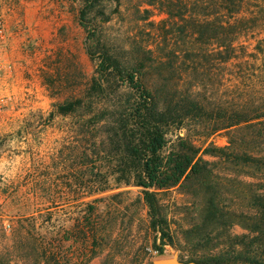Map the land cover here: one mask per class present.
I'll list each match as a JSON object with an SVG mask.
<instances>
[{"label": "rangeland", "instance_id": "374dc122", "mask_svg": "<svg viewBox=\"0 0 264 264\" xmlns=\"http://www.w3.org/2000/svg\"><path fill=\"white\" fill-rule=\"evenodd\" d=\"M167 1L108 2L106 12L111 18L99 23L100 35L121 56L130 55L126 50L138 42L155 49L160 57H167L171 46L185 45V41L187 48L193 40L188 37L190 27L185 34L177 32L187 22L169 19L163 28L161 21L168 16L163 3ZM192 1L182 0L179 11H184V19L194 13ZM1 4L7 31L0 43V261L152 264L155 234L149 227L147 208L138 197L140 188L122 186L101 195H77L74 180L69 183L66 178L69 173L61 152L76 141V135L67 118L49 120L53 104L81 93L95 71L96 64L85 49L79 2L1 0ZM222 9L215 11L218 19ZM238 17L254 18L244 30L248 33L242 35V42L250 47L264 36V0H245ZM166 29L173 33L163 39ZM178 59L181 62L182 58ZM184 63H176L168 74L166 65L160 68L186 85L190 75L178 79L180 67L185 70L193 63ZM203 66L207 68L203 70L205 80L217 96L239 92L229 86L222 66L211 61ZM148 74L158 75L152 69ZM191 135L194 143L203 147L229 144L225 130L207 137L193 130ZM246 144L250 142L241 143ZM204 157L212 163L210 173L159 194L176 243L165 246V256L176 253L179 258H223L224 264H264V217L254 198L264 195V170L220 156ZM71 184V189L66 187ZM214 194L217 205L213 207ZM95 197L103 198L93 203L98 215L83 217L88 210L83 201ZM33 215L38 216L34 228ZM85 218L91 219L92 225L84 232ZM101 219L105 235L99 234ZM20 231L24 243L18 241ZM34 237L43 239L46 257L35 248Z\"/></svg>", "mask_w": 264, "mask_h": 264}, {"label": "trees", "instance_id": "16d2710c", "mask_svg": "<svg viewBox=\"0 0 264 264\" xmlns=\"http://www.w3.org/2000/svg\"><path fill=\"white\" fill-rule=\"evenodd\" d=\"M77 1L79 21L86 32L85 49L96 67L81 93L54 103L49 114L50 121L56 116L67 118L70 131L77 138L61 150L65 171L69 173L66 178L69 183L74 180L75 193L81 197L101 195L122 186L140 188L138 197L147 208L149 227L155 234L154 254L150 256H165V246L176 243L163 212L160 193L210 173L212 163L204 155L220 156L239 161L245 167L264 170V36L250 47L242 42V35L248 33L245 28L254 21L253 17H238L245 0H193L194 13L189 20L184 19V11H179L182 0H168L163 3L168 15L161 21L163 28H167L169 19L182 18L187 25L179 27L177 32L185 34L190 27L188 37L192 36L193 40L188 41V47L184 40L185 45L171 46L167 57H160L155 49L138 42L126 50L130 55L121 56L100 35L99 23L111 18L106 4L113 0ZM220 7L223 9L218 19L215 11ZM172 33L173 30L166 29L163 39ZM173 57L177 61L171 63ZM178 58H182L181 62ZM186 60H192L193 65L185 70L180 67L178 77L183 79L181 76L189 74L186 85L165 75L160 68L166 65L168 74ZM205 61L222 66L229 86L239 92L217 96V91H212L213 86H208L205 80ZM149 69L158 75H149ZM193 130L206 137L225 130L229 144L196 145L192 140ZM244 140L250 144L241 145ZM213 196L214 207L216 194ZM254 198L264 217V195ZM102 199L83 201L88 206L83 217L98 215L93 203ZM33 217L34 228L38 216ZM91 222L85 218L84 232L91 228ZM100 224L99 234L105 235L102 219ZM17 234L18 241L24 243L22 231ZM33 244L46 257L43 239L35 238ZM52 258L56 260L55 256ZM180 260L224 264L223 258L180 257Z\"/></svg>", "mask_w": 264, "mask_h": 264}, {"label": "water", "instance_id": "95a60500", "mask_svg": "<svg viewBox=\"0 0 264 264\" xmlns=\"http://www.w3.org/2000/svg\"><path fill=\"white\" fill-rule=\"evenodd\" d=\"M152 264H201L198 261H181L179 256L175 253L171 256H159L153 260Z\"/></svg>", "mask_w": 264, "mask_h": 264}, {"label": "built area", "instance_id": "2783aa9c", "mask_svg": "<svg viewBox=\"0 0 264 264\" xmlns=\"http://www.w3.org/2000/svg\"><path fill=\"white\" fill-rule=\"evenodd\" d=\"M6 24H5V20H4V15H3V7L1 4V0H0V43L5 39L6 37ZM0 264H7V263H3L0 261ZM11 264H16V263H11Z\"/></svg>", "mask_w": 264, "mask_h": 264}]
</instances>
